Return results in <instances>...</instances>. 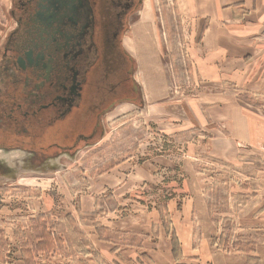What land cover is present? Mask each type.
<instances>
[{"label":"rangeland","instance_id":"374dc122","mask_svg":"<svg viewBox=\"0 0 264 264\" xmlns=\"http://www.w3.org/2000/svg\"><path fill=\"white\" fill-rule=\"evenodd\" d=\"M252 2L254 0H180L181 21L180 17L170 14L169 10L175 7L174 0H142L139 11L129 20L123 46L133 59L134 77L137 81L143 77L145 88L150 84L147 90H155L151 97L159 99L158 105L144 108L141 87L136 82L139 102L119 105L104 116L102 134L96 142L83 143L64 155L51 153L49 160L36 161L41 164L34 166L29 164L23 149L0 151L4 164L0 170V227L11 238L13 248L17 245L12 238L13 230H28L30 221L47 206L50 208L49 229L55 234L60 231L59 227L63 228L61 215L78 216V201L83 196H89V200L94 195L116 194L124 208L108 215L104 222H115L113 227L117 229L137 231L149 229L150 206L164 207L168 201L180 205L200 198V192L187 191L185 184L195 187L203 184L210 188L216 184L214 196L216 201H222L220 209L224 211L234 201V204H245L249 195L245 187L255 184L264 169V88H260L259 78L264 68V14L261 16V9L254 10L256 14L245 23H241L243 18L235 16L238 9L247 11ZM11 4L12 0H0V49L14 27ZM211 22L213 31L203 43L201 36ZM181 23L185 27L182 28ZM188 43L194 47L192 56ZM241 70L242 75L249 74L243 84L232 79ZM190 75L200 80L192 82ZM206 88H221L230 97L207 94L210 90ZM235 102L242 110V117L251 118L253 134L242 127L243 118L236 115L231 119L237 125L238 135L234 133V139L239 142L236 143L220 134L218 127L201 119V110L212 107L219 111L221 118L230 121L229 107ZM193 108L200 123L195 120ZM84 122V117L75 112L62 126L60 137L77 131ZM177 132L180 135L176 137ZM51 133L53 136L55 132ZM210 135L224 140V145L223 142L214 144L213 157H207L198 148ZM252 155L257 161L249 157L240 164L243 157ZM129 158L134 162L109 172ZM191 166L198 177L189 176ZM155 167L161 170L151 171ZM149 183L162 190L145 191ZM173 185H177L176 191H170ZM214 206L218 207V203ZM164 220L166 222L165 217ZM64 225L69 234L73 227ZM181 225L185 229L186 225ZM261 229L264 227L244 225V229L234 231L229 240L239 250H254L256 245H264ZM235 235L237 238L233 237ZM70 239L75 246L77 236L70 234ZM167 242L173 249L172 238ZM27 249L24 247L23 251ZM67 250L66 247L69 253ZM69 251L72 256L74 250ZM60 254L62 257L63 253ZM70 254L62 257L66 259L65 264H74L73 258L69 259ZM161 255L164 256L161 264H173L172 258H167L165 253ZM171 256L174 259L175 254ZM251 256L246 255L247 264L256 259ZM203 261L205 258L198 264ZM10 264H17V259ZM176 264L183 263L177 261Z\"/></svg>","mask_w":264,"mask_h":264},{"label":"flooded vegetation","instance_id":"af4514ba","mask_svg":"<svg viewBox=\"0 0 264 264\" xmlns=\"http://www.w3.org/2000/svg\"><path fill=\"white\" fill-rule=\"evenodd\" d=\"M141 3L12 0L14 27L0 49V151L23 149L32 166L71 153L100 138L117 106L139 102L123 39ZM75 112L86 122L60 137Z\"/></svg>","mask_w":264,"mask_h":264},{"label":"crops","instance_id":"0c3cea01","mask_svg":"<svg viewBox=\"0 0 264 264\" xmlns=\"http://www.w3.org/2000/svg\"><path fill=\"white\" fill-rule=\"evenodd\" d=\"M174 1L175 7L169 10L170 14L180 17L182 21L183 13L181 11L180 0ZM248 8V10L246 9L247 11L238 9L235 12L236 18H243L241 23L248 22L247 19L251 17L252 14H256L254 10L258 11L261 9L260 14L263 16L264 0H254V3L252 2V5ZM247 12H250L248 14L249 16L246 15ZM181 26L183 28L184 24L181 23ZM190 31L193 33V29ZM199 31L200 29L198 32ZM212 31L213 25L211 22L207 24L203 31L201 42L204 43L205 38H208ZM188 45L190 46L189 43ZM193 48L191 44L189 51L190 56H192L191 50L193 51ZM145 62V64H149V62ZM242 73L243 71L241 70V75H234V78H232L234 82L243 84L244 77H249L248 73L246 76L242 75ZM260 73V88H264V68ZM190 76L192 82L200 80L195 78V76ZM134 79L141 87V93L145 104L144 108H148L153 104L158 105L159 99L151 97L152 92L155 90H147L150 88V84L147 83L145 88V80L143 77L140 76L141 81L139 79L137 81L136 77H134ZM153 85L156 87V84ZM206 89L210 90L207 94H216L227 98L230 97V95H227L221 88ZM154 95H157V93H154ZM234 104L236 106H234ZM237 104L238 102L233 103V105L230 104V121L224 117L221 118L219 111L212 107H204L201 110V119L204 123L207 122L210 126L215 125L219 128L218 132L220 134H224V136L227 137L226 139H233L235 143L239 142L237 139H234V133L237 134V125L232 123L231 119L236 115L243 118L242 127L245 128L246 131L249 130V134L253 136L249 123L251 118L249 116L242 117V110L238 108ZM194 111L193 108V113ZM194 117L195 120L198 121L199 118H196L195 113ZM179 135L180 134L177 132L176 137ZM222 138H213V136L211 138L210 135V137L205 139L198 148L207 157H213L212 151L214 149V144L216 142H223L222 144L224 145V140H222ZM226 148L228 147L226 146ZM193 151L194 149L192 148V152ZM249 157L257 161L255 155L253 157L245 156L240 160V164L242 160L245 161L250 159ZM132 158H129L121 164H117L109 172L123 167L126 163L134 162ZM262 160L264 161L263 158ZM168 162L174 164L170 161ZM164 166L168 165L164 164ZM186 166L188 167V165ZM160 170L161 168L155 167L151 171L159 172ZM190 170L191 173H189V176L198 177L192 166ZM219 177L221 176L219 175ZM184 186L187 191L200 192V198L185 201V203L180 205L168 201L165 203L164 207H159L160 205L157 206L156 204L154 207L150 206L151 225L149 229L145 231L132 229L121 230L113 227L115 222H104L108 215L120 211L121 207L122 209L124 208V206L118 202L116 198L117 195L114 193L105 196L94 195L89 200V196L81 197L77 206L78 216H74L71 213L65 214L64 217L61 215L59 218L63 228L59 227L60 231L55 234L49 229L50 217L47 216L49 215L50 208L46 206L47 209L38 212L37 215L39 216L30 221L28 230L15 229L12 231V238L17 244L14 248L11 246V238H9L0 227V264H10L15 258L17 259V264H65L64 262L66 259L62 257L72 253L69 250H74L73 255L71 256L70 254L69 258H73L74 264H161V258L164 257L161 253H165L167 258H172L173 264H176L177 261L183 264H198L204 258L205 261L201 262V264H247V254L253 255L254 258H256L251 259L248 264H251V262L264 264V245L259 244L255 246L254 250L243 251L237 249L229 240L230 237H232L231 235H234V231L244 229V225L264 227V169L259 179L255 181V184L251 183L245 187L246 194H249L245 204H241V202H239V204H234V201L232 205L231 203L228 204L226 211H224L225 209H220V203L222 201H216L214 196V192L217 188L216 184L212 185L213 187L211 186V188L203 184H198L197 187L192 184H185ZM176 187L177 185H173V187H170V191H176ZM144 190L159 192L162 189L154 183H149ZM91 191L92 189H90V192ZM215 203H218V207L214 206ZM48 206L50 205L48 204ZM36 208L38 209V207ZM233 209L234 212L231 211ZM162 213L165 214L164 217L166 218V222ZM65 223L69 224L68 226L71 229L73 227V230L70 231L69 234L67 228H65ZM182 223L186 225L185 229L181 225ZM187 225H189V228H187ZM56 228H58V226ZM261 230L264 231V229ZM67 234L69 235V242L66 244L68 240ZM70 234L76 235L78 238V242L75 246L71 242ZM171 235L176 238L177 242L176 247H174V252L169 242H167L171 239ZM18 236L20 239L23 237L24 240H19ZM233 237L237 238V235ZM24 247L28 249L23 251ZM66 247L69 253L66 252ZM61 252L63 253L62 257L60 254ZM173 253L175 254L174 259L171 256Z\"/></svg>","mask_w":264,"mask_h":264},{"label":"trees","instance_id":"16d2710c","mask_svg":"<svg viewBox=\"0 0 264 264\" xmlns=\"http://www.w3.org/2000/svg\"><path fill=\"white\" fill-rule=\"evenodd\" d=\"M163 218H164V216H163ZM172 237V243H173V252H174V247H176V245H177V242H176V238L173 236V235H171ZM24 240V238L22 237V239H21V241H23ZM24 254H25V252H24ZM26 255V254H25ZM27 264H32V263H27Z\"/></svg>","mask_w":264,"mask_h":264}]
</instances>
